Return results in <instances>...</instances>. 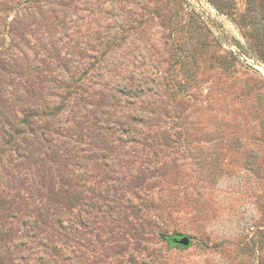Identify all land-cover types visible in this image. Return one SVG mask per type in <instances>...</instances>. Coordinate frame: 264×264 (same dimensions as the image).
<instances>
[{"label": "rangeland", "instance_id": "1", "mask_svg": "<svg viewBox=\"0 0 264 264\" xmlns=\"http://www.w3.org/2000/svg\"><path fill=\"white\" fill-rule=\"evenodd\" d=\"M0 264H264V0H0Z\"/></svg>", "mask_w": 264, "mask_h": 264}, {"label": "water", "instance_id": "2", "mask_svg": "<svg viewBox=\"0 0 264 264\" xmlns=\"http://www.w3.org/2000/svg\"><path fill=\"white\" fill-rule=\"evenodd\" d=\"M168 240L173 245L179 244L184 247L191 245V238L187 234L170 236Z\"/></svg>", "mask_w": 264, "mask_h": 264}]
</instances>
